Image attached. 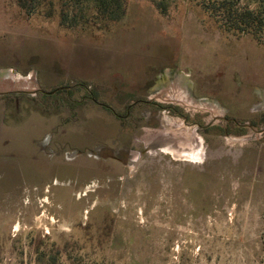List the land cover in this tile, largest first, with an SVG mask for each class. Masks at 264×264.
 I'll return each mask as SVG.
<instances>
[{"label": "rangeland", "instance_id": "rangeland-1", "mask_svg": "<svg viewBox=\"0 0 264 264\" xmlns=\"http://www.w3.org/2000/svg\"><path fill=\"white\" fill-rule=\"evenodd\" d=\"M163 1L0 0V89L72 88L0 96V264H264V26Z\"/></svg>", "mask_w": 264, "mask_h": 264}, {"label": "trees", "instance_id": "trees-1", "mask_svg": "<svg viewBox=\"0 0 264 264\" xmlns=\"http://www.w3.org/2000/svg\"><path fill=\"white\" fill-rule=\"evenodd\" d=\"M63 3L70 4L71 6L82 5L84 0H59ZM94 3L93 19L95 26L99 30L109 28L110 24L121 21L126 13L128 7V0H92ZM156 8L163 14L167 13V5L163 0H150ZM16 3L20 9L27 14L35 12L32 9H36L41 3H51L53 0H16ZM36 6V7H35ZM201 7L208 12L219 27L227 33H236L243 35L248 32L258 33L264 26L263 18L252 11L249 8H239L237 5H233L231 0H223L220 2H204ZM48 16H52V12H49ZM77 15H63L62 20L64 25L70 28L78 27ZM69 20V21H68ZM260 40L259 37H257Z\"/></svg>", "mask_w": 264, "mask_h": 264}, {"label": "water", "instance_id": "water-1", "mask_svg": "<svg viewBox=\"0 0 264 264\" xmlns=\"http://www.w3.org/2000/svg\"><path fill=\"white\" fill-rule=\"evenodd\" d=\"M38 92H42L40 89L38 88H13V87H9L6 89H0V96L1 95H6V94H10V93H15V94H20V93H24V94H36ZM51 93H47V94H52Z\"/></svg>", "mask_w": 264, "mask_h": 264}, {"label": "crops", "instance_id": "crops-1", "mask_svg": "<svg viewBox=\"0 0 264 264\" xmlns=\"http://www.w3.org/2000/svg\"><path fill=\"white\" fill-rule=\"evenodd\" d=\"M19 51V50H18ZM12 68H15L14 66L12 67ZM17 70H19L20 71V68L19 67H17L16 68ZM39 89V88H38ZM66 90V91H68V92H72V88H69V86H62V87H60V88H58V89H56V90H54V91H51V92H53L52 94H48V95H53V94H55L56 92H58V90ZM41 91H42V93H45V94H47V93H51V92H46V91H43L42 89H40ZM37 94V93H36ZM20 97L21 96H26V94H24V93H20V95H19ZM161 152H164V151H161Z\"/></svg>", "mask_w": 264, "mask_h": 264}, {"label": "bare ground", "instance_id": "bare-ground-1", "mask_svg": "<svg viewBox=\"0 0 264 264\" xmlns=\"http://www.w3.org/2000/svg\"><path fill=\"white\" fill-rule=\"evenodd\" d=\"M26 82H28V80H23L22 78L20 79H17V81H15L14 83L11 82V81H7V83H9L8 85L11 86L13 85L12 87L15 89V88H21V86H25ZM8 86V87H9ZM4 88V87H3ZM7 88V87H6ZM30 88V87H28ZM195 151V150H194ZM184 154V153H183ZM194 154V153H193ZM196 158V156L194 157ZM197 159V158H196ZM190 160V159H189ZM198 160V159H197Z\"/></svg>", "mask_w": 264, "mask_h": 264}, {"label": "flooded vegetation", "instance_id": "flooded-vegetation-1", "mask_svg": "<svg viewBox=\"0 0 264 264\" xmlns=\"http://www.w3.org/2000/svg\"><path fill=\"white\" fill-rule=\"evenodd\" d=\"M92 99V98H91ZM134 104H137L136 102L134 103ZM162 108H165V107H163V106H161ZM133 108V107H132ZM132 108H129V109H132Z\"/></svg>", "mask_w": 264, "mask_h": 264}]
</instances>
